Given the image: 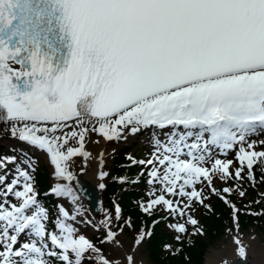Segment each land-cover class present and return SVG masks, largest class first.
Here are the masks:
<instances>
[{
  "label": "snow or ice",
  "instance_id": "1",
  "mask_svg": "<svg viewBox=\"0 0 264 264\" xmlns=\"http://www.w3.org/2000/svg\"><path fill=\"white\" fill-rule=\"evenodd\" d=\"M93 118L99 127L91 131L109 141L121 139L125 130L135 134L149 126L182 125L188 131L178 139L163 146L157 141L154 159L138 161L153 165L149 183L162 186L141 205L143 212L164 206L183 217L194 202L205 204L203 188L196 185L206 183L231 207L239 231L240 209L227 196L238 191L243 197L245 191L239 184L218 190L212 182L216 173L225 181H243L245 168L254 182V166L264 163V151L256 152V141L248 139L264 132V0H0V122H9L13 136L50 155L54 175L69 181L52 191L74 203L79 196L70 186L76 177L68 161L91 155L85 151L90 131L85 124ZM69 121L79 130L64 132ZM73 139L79 146L65 147ZM236 145L240 166L234 172L231 160L204 166L211 146ZM182 154L190 158L181 159ZM16 160L0 158V168ZM0 185V264H52L53 259L120 264L77 235L66 222L75 216L63 208L59 231L49 230L48 210L37 200L28 170L18 168L11 183L0 175ZM9 195L20 203H11ZM120 212L117 205V218ZM101 223L105 241L118 245L110 218ZM186 223L198 221L188 215ZM186 223L169 227L186 233ZM150 235L141 231L135 245ZM233 239L245 256L239 235ZM125 259L136 264L132 255Z\"/></svg>",
  "mask_w": 264,
  "mask_h": 264
},
{
  "label": "trees",
  "instance_id": "2",
  "mask_svg": "<svg viewBox=\"0 0 264 264\" xmlns=\"http://www.w3.org/2000/svg\"><path fill=\"white\" fill-rule=\"evenodd\" d=\"M17 155L19 154L15 153L9 148L0 149V158L10 157V156L17 157ZM23 158L28 159L27 156H23ZM123 160H125V158L123 155H121L120 157L115 158L114 161L113 170L111 174L114 173L117 182L115 181L109 182L107 189L104 193V198L109 203H111L110 195L115 194L117 190L120 191L126 190L123 180L119 182V178L123 177L125 174V168L119 164ZM10 164L11 163H7L6 168H0V175L9 176L8 165ZM38 168L39 171L37 174V179L34 180L36 197H38L40 193L47 190L52 185L49 175L45 169V166L42 165L39 166ZM130 171L136 172V169L132 168ZM2 188L3 185H0V189ZM133 197L136 196H132L128 192H124L121 195L120 203L124 207L125 213H129V215H132V217L135 219L134 227L135 229H137L139 224L142 223L141 217L142 216L146 217V216L143 215L138 209V207L133 203L132 201ZM217 200L218 201H216L214 204L215 213H213L210 216L205 215L204 218H202L203 225L206 226V234L208 236L207 240L202 238V236H193L194 245L186 246V251H187L186 256L183 253H181L180 255L171 254L169 250H166L164 248L163 245L164 239L162 236H160V226H158L156 231H154L153 236L148 241L149 249L151 252L150 255L153 262H155L156 264H160V263L161 264H205V256L209 248V243L211 244L215 243L218 240V238L221 237L222 229L224 228L225 223L229 221V213L231 211V208L225 206L224 203H221L219 201V199ZM16 203L18 205L20 201L16 199ZM241 219L242 222L244 221L243 222L244 226H247L248 224H253L256 220V217L241 215ZM257 219L263 221L261 225L263 226L262 228H264V215L261 218H257ZM147 220L149 221L150 218H147ZM56 222H57V216H54L49 213L48 228L50 231L52 230H55L57 232L59 231V229L56 227ZM169 238L170 241H174L172 237V233L169 234ZM90 263L88 261L85 262V264H90Z\"/></svg>",
  "mask_w": 264,
  "mask_h": 264
},
{
  "label": "bare ground",
  "instance_id": "3",
  "mask_svg": "<svg viewBox=\"0 0 264 264\" xmlns=\"http://www.w3.org/2000/svg\"><path fill=\"white\" fill-rule=\"evenodd\" d=\"M70 127L64 129V132H70L73 129L75 130H79V126L75 125L73 122L69 121L68 122ZM18 126H22V125H18ZM86 127H88L91 131L92 127H96L98 128L99 126H97V124L95 123L94 119H92V122L86 123L85 124ZM89 131V132H90ZM95 135L98 138L99 144H95L92 141L89 142L88 144V148L92 149V154L90 155V157L87 159V164L90 166L89 169H84V172L82 173V177L84 181L87 182H91L94 186H96V184L98 183V179H99V174L97 173V169L99 167V161L96 159L97 155L100 156L103 160L102 163H107L109 161V148L111 146H114L109 140H107L102 134H100L98 131H94ZM63 133L58 132L57 135H62ZM13 138V139H12ZM14 139H19L17 136H13L11 134V124L9 122H0V143L7 141V140H13ZM72 141V140H70ZM69 141V143H70ZM77 147V146H74ZM76 157H73V159L71 161H77V159H75ZM70 161V162H71ZM70 163L68 162V165ZM80 164V163H79ZM78 170H81V166L79 165V168L76 170L70 169L69 171L73 172V174L75 172H77ZM240 239L242 240L243 245L245 244L250 245L251 247V251L252 253H254V256H252L251 258V262L253 260V262L256 264H264V248H261L258 243V239L255 238H247L245 236L240 237ZM237 245L234 243V239L232 238L231 241L219 252L215 253L212 257H208L206 264H220L221 261L227 257H231L234 254V251L236 250ZM117 251L119 253H123V251H125V249H117ZM138 257H140L139 254H137ZM146 264V263H145Z\"/></svg>",
  "mask_w": 264,
  "mask_h": 264
},
{
  "label": "rangeland",
  "instance_id": "4",
  "mask_svg": "<svg viewBox=\"0 0 264 264\" xmlns=\"http://www.w3.org/2000/svg\"><path fill=\"white\" fill-rule=\"evenodd\" d=\"M8 141V140H7ZM7 141H4V142H1L0 143V148L1 147H4V146H6V142ZM77 140H75V139H73L71 142L72 143H75ZM128 144V143H127ZM9 145V144H8ZM40 155V154H39ZM42 156H43V158L41 157V155H40V157L44 160V162H45V159H47V157H46V153L45 152H42ZM75 157V156H74ZM111 160V159H110ZM109 163H110V161H109ZM108 163V164H109ZM108 164H106V165H108ZM105 165V166H106ZM18 168H23V169H26V170H28V168L23 164V162L22 161H18L17 162V164L15 165V171L17 172V169ZM29 171V170H28ZM29 173H30V171H29ZM31 175V174H30ZM32 176V175H31ZM261 238H262V241H261ZM261 238H260V241L261 242H259V246L260 247H263L264 248V235H261ZM228 240H227V238L225 237L224 238V240L222 239L219 243H218V245H216V246H214V247H212L211 249H209L208 250V252H207V254H206V258H205V264H206V261H207V259H208V257H212L215 253H217V252H219L221 249H223V246L226 244V242H227ZM139 252H141L142 253V256H143V258H145V257H147V247H146V244L144 245V246H141V248L139 249ZM148 258V257H147Z\"/></svg>",
  "mask_w": 264,
  "mask_h": 264
},
{
  "label": "water",
  "instance_id": "5",
  "mask_svg": "<svg viewBox=\"0 0 264 264\" xmlns=\"http://www.w3.org/2000/svg\"><path fill=\"white\" fill-rule=\"evenodd\" d=\"M90 185H88V187H89V192L90 191L92 192L91 196L93 198V201H91V203H92V207L94 208L97 204V192H96L95 188L92 185L91 186Z\"/></svg>",
  "mask_w": 264,
  "mask_h": 264
}]
</instances>
